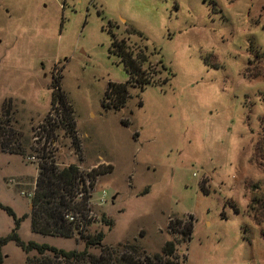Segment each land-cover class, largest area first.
I'll return each mask as SVG.
<instances>
[{
  "label": "rangeland",
  "instance_id": "374dc122",
  "mask_svg": "<svg viewBox=\"0 0 264 264\" xmlns=\"http://www.w3.org/2000/svg\"><path fill=\"white\" fill-rule=\"evenodd\" d=\"M112 36L146 46L156 71L159 61L166 68L155 79L168 77L131 88L118 111L101 104L108 83L128 79L111 52ZM57 75L74 112L81 170L101 160L113 166L91 192L93 203L102 190L107 194L93 210L112 226H90L103 229L104 245L130 242L154 254L180 239L177 232L192 218L177 264H252L264 257V224L242 213L250 186H264V0H0V109L12 99V126L33 149L26 159L0 152V204L14 215L0 209V236L17 219L23 241L80 250L74 239L31 232L30 200L20 195L35 183L34 149L45 147L60 167L77 162L62 132L48 142L40 128ZM2 253L4 264H24L26 254L13 242Z\"/></svg>",
  "mask_w": 264,
  "mask_h": 264
},
{
  "label": "trees",
  "instance_id": "16d2710c",
  "mask_svg": "<svg viewBox=\"0 0 264 264\" xmlns=\"http://www.w3.org/2000/svg\"><path fill=\"white\" fill-rule=\"evenodd\" d=\"M129 33L141 38V34L135 30L131 29ZM111 52L120 59L128 79L125 83H108L101 102L105 110L118 111L123 108L130 97L131 88L143 90L147 85L165 83L168 79V77L162 81L155 79L161 71L166 72V68L159 61L160 71H156L155 65L150 64V54H147L146 46L131 47L127 40L112 36ZM254 57H257V54ZM248 76L251 79L259 77L258 74H250L249 71ZM59 79L60 76L57 75L50 84V111L43 118L40 128L44 133V140L48 142L58 140L59 132H62V136L69 140L77 162L60 167L56 164L53 154L46 151L45 147L34 149L39 161L35 163L37 167L35 191L30 199L31 210L27 216L30 219L31 232L48 237L74 239L77 243H82L83 248L64 250L34 241H23L17 234L19 220L14 219V227L10 233L0 236V264H4L5 258L2 247L9 241L26 254L24 264H177L179 261L177 245L180 241L186 242L189 239L192 218L188 219L183 230L177 232L180 239L173 237L166 241L160 252L154 254H147L141 247L130 242L114 246L104 245L103 229L90 230L92 224L107 229L113 224L104 213L97 215L89 202L97 178L110 174L113 166L98 164L87 172L81 170L82 146L74 112L61 90ZM261 101L264 105V93ZM12 108V99L3 101L0 109V152L16 154L26 159L33 149L29 137L13 128L12 122L16 111ZM51 111L54 112V117H51ZM259 126V136L264 141V114L259 119ZM259 143L256 144L259 146ZM261 150H264V147ZM250 189L252 196L242 213L252 224L259 226L264 224V186L253 184ZM78 194H81V197H78ZM229 206L238 213L235 203L230 201ZM0 209L14 217L13 212L2 204ZM91 212L99 217L97 219L90 217ZM66 215L73 217V221H69ZM175 223L178 225L180 222ZM173 224L171 221L168 224L170 232L174 230ZM29 253L34 254L30 256Z\"/></svg>",
  "mask_w": 264,
  "mask_h": 264
},
{
  "label": "built area",
  "instance_id": "2783aa9c",
  "mask_svg": "<svg viewBox=\"0 0 264 264\" xmlns=\"http://www.w3.org/2000/svg\"><path fill=\"white\" fill-rule=\"evenodd\" d=\"M29 160H34V157H30L28 158ZM34 191H35V183L32 185V188L30 190V192L28 193H24V192H21L20 195L21 196H26L29 198V200L32 198L33 194H34ZM78 197H81V194H78ZM91 199H92V196H91ZM91 199L89 200L90 202V205L93 207L94 205L97 206V207H101L103 205L106 204L107 202V194L104 190L101 191V193L99 194L98 198H97V202L96 203H93L91 201ZM90 217L92 218H95L97 219L98 216L96 214H94L93 212H91L89 214ZM66 218L69 220V221H73V217L69 216V215H66Z\"/></svg>",
  "mask_w": 264,
  "mask_h": 264
},
{
  "label": "crops",
  "instance_id": "0c3cea01",
  "mask_svg": "<svg viewBox=\"0 0 264 264\" xmlns=\"http://www.w3.org/2000/svg\"><path fill=\"white\" fill-rule=\"evenodd\" d=\"M109 161H104V160H101L100 162H98V163H95L96 165H98V164H109L108 163ZM29 210H30V206H29ZM260 257H262V256H260ZM260 257H258L257 259H252V264H264V257L263 258H260Z\"/></svg>",
  "mask_w": 264,
  "mask_h": 264
},
{
  "label": "water",
  "instance_id": "95a60500",
  "mask_svg": "<svg viewBox=\"0 0 264 264\" xmlns=\"http://www.w3.org/2000/svg\"><path fill=\"white\" fill-rule=\"evenodd\" d=\"M30 209H31V205H30Z\"/></svg>",
  "mask_w": 264,
  "mask_h": 264
}]
</instances>
